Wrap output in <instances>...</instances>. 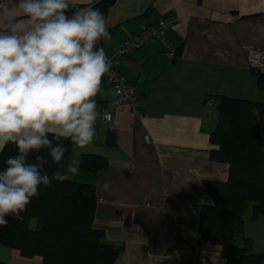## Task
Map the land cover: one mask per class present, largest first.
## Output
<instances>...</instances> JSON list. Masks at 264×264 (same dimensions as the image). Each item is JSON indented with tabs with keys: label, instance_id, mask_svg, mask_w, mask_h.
Segmentation results:
<instances>
[{
	"label": "crops",
	"instance_id": "obj_1",
	"mask_svg": "<svg viewBox=\"0 0 264 264\" xmlns=\"http://www.w3.org/2000/svg\"><path fill=\"white\" fill-rule=\"evenodd\" d=\"M96 1L72 5L97 8ZM11 2L1 0V6ZM103 15L111 40L98 47L106 55L159 16L175 17L166 37L176 56L150 37L121 58L120 73L137 90L143 114L120 103L109 122L99 116L93 142L85 150L71 143L68 161L95 153L106 166L79 168L70 180L93 184V225L104 229L107 242L124 244L119 264H224L221 246L198 231L200 205L213 203L204 182L228 178V164L209 156L215 148L209 132L217 95L264 101L244 51L264 52V0H115ZM111 96L102 80L99 112ZM254 204L244 202L243 228L264 264V214L252 219ZM41 263V256L25 257L0 244V264Z\"/></svg>",
	"mask_w": 264,
	"mask_h": 264
},
{
	"label": "clouds",
	"instance_id": "obj_2",
	"mask_svg": "<svg viewBox=\"0 0 264 264\" xmlns=\"http://www.w3.org/2000/svg\"><path fill=\"white\" fill-rule=\"evenodd\" d=\"M102 39L111 35L94 6L73 8L72 0L0 6V152L9 143L17 149L0 170V226L24 211L40 186L78 173L79 159L51 174L45 166L49 159L64 164L62 140L85 150L96 136L95 97L110 68L104 48L97 47ZM42 149L47 156L39 154Z\"/></svg>",
	"mask_w": 264,
	"mask_h": 264
},
{
	"label": "trees",
	"instance_id": "obj_3",
	"mask_svg": "<svg viewBox=\"0 0 264 264\" xmlns=\"http://www.w3.org/2000/svg\"><path fill=\"white\" fill-rule=\"evenodd\" d=\"M114 1L99 0L94 5L106 13ZM256 76L257 87L264 91V73ZM214 103L217 116L209 139L215 148L209 156L228 164V178L204 182L213 203L200 205L198 231L221 246L224 264H262L263 255L253 251L244 234L243 212L244 202L251 201L255 202L251 218L264 214V101L217 95ZM61 143L67 149L65 162L58 165L49 159L45 166L49 174L68 162L71 141ZM16 152L11 143L0 152V170ZM39 154L48 152L42 149ZM79 160L81 170L95 172L106 166V158L95 153L82 154ZM93 189V184L73 180L40 186L39 195L24 211L6 217L7 225L0 226V244L25 257L41 256V264H119L124 244L107 242L104 229L93 225Z\"/></svg>",
	"mask_w": 264,
	"mask_h": 264
},
{
	"label": "built area",
	"instance_id": "obj_4",
	"mask_svg": "<svg viewBox=\"0 0 264 264\" xmlns=\"http://www.w3.org/2000/svg\"><path fill=\"white\" fill-rule=\"evenodd\" d=\"M176 22L177 19L171 15L159 16L147 27H142L128 34L123 39L119 48L106 55L110 64V68L102 80L106 81L110 85L112 89V96L110 99L104 102L100 109V117L102 120L109 122L112 118L114 110L120 103H127L132 112L137 116H141L143 114L137 90L127 80V78L120 73L119 66L121 63V58L132 50L139 48L150 37H155L163 45L167 46L168 55L175 57L176 54L174 50L168 44L166 30L170 26H173ZM98 45L99 42L97 47ZM244 51L252 72L255 74L264 73V52L250 46H246ZM146 138L147 141H150L148 136H146Z\"/></svg>",
	"mask_w": 264,
	"mask_h": 264
},
{
	"label": "rangeland",
	"instance_id": "obj_5",
	"mask_svg": "<svg viewBox=\"0 0 264 264\" xmlns=\"http://www.w3.org/2000/svg\"><path fill=\"white\" fill-rule=\"evenodd\" d=\"M119 47H120V45H119L117 48H119ZM117 48H116V49H117ZM116 49H114V50H116ZM114 50H113V51H114ZM113 51H111V52H113ZM111 52H110V53H111ZM183 250H185V248H181V249H180V251H183Z\"/></svg>",
	"mask_w": 264,
	"mask_h": 264
}]
</instances>
